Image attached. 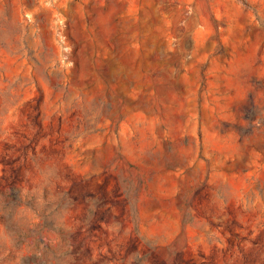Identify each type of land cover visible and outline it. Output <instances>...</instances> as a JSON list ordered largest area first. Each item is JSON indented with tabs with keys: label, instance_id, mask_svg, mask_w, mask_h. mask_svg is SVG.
I'll return each instance as SVG.
<instances>
[{
	"label": "rangeland",
	"instance_id": "374dc122",
	"mask_svg": "<svg viewBox=\"0 0 264 264\" xmlns=\"http://www.w3.org/2000/svg\"><path fill=\"white\" fill-rule=\"evenodd\" d=\"M0 264H264V0H0Z\"/></svg>",
	"mask_w": 264,
	"mask_h": 264
}]
</instances>
